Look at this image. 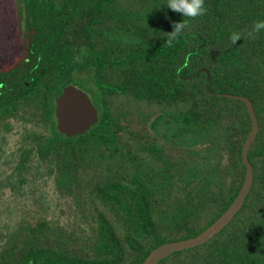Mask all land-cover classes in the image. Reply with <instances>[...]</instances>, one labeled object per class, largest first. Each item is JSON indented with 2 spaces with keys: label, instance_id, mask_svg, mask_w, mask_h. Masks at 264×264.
Masks as SVG:
<instances>
[{
  "label": "trees",
  "instance_id": "obj_1",
  "mask_svg": "<svg viewBox=\"0 0 264 264\" xmlns=\"http://www.w3.org/2000/svg\"><path fill=\"white\" fill-rule=\"evenodd\" d=\"M21 3L24 40L0 67V128L26 126L12 175L25 179L34 157L54 166L85 227L23 218L0 264H141L159 244L217 219L244 182L252 121L243 100L211 95L207 82L253 103L252 187L219 233L158 264H264V30L252 31L264 0H204L195 18L167 0ZM179 21L185 27L169 43ZM69 84L99 110L96 124L72 136L56 116ZM161 123L171 128L167 138Z\"/></svg>",
  "mask_w": 264,
  "mask_h": 264
},
{
  "label": "rangeland",
  "instance_id": "obj_2",
  "mask_svg": "<svg viewBox=\"0 0 264 264\" xmlns=\"http://www.w3.org/2000/svg\"><path fill=\"white\" fill-rule=\"evenodd\" d=\"M22 7L21 0H0V67L13 58L24 40ZM10 123V130L0 128V250L23 218L45 216L69 229L85 227L72 199L62 191L54 166L34 157L25 179L12 175L26 126L14 120ZM27 128L42 131L33 124ZM158 131L170 134L171 128L161 123Z\"/></svg>",
  "mask_w": 264,
  "mask_h": 264
},
{
  "label": "water",
  "instance_id": "obj_3",
  "mask_svg": "<svg viewBox=\"0 0 264 264\" xmlns=\"http://www.w3.org/2000/svg\"><path fill=\"white\" fill-rule=\"evenodd\" d=\"M206 91L211 95L217 94L224 97L241 99L247 105L252 121V128L242 150V158L246 166L244 182L234 200L209 226L194 236L159 244L149 252L141 264H158L160 260L169 256L174 251L183 250L207 242L230 223L236 213L242 208L251 190L254 171L249 158V150L259 130V120L255 113L253 103L250 98L245 95L227 92H212L209 89L208 82L206 84ZM56 116L58 130L67 136H72L82 134L96 124L99 119V110L84 89L74 84H69L65 86L61 94L56 97Z\"/></svg>",
  "mask_w": 264,
  "mask_h": 264
},
{
  "label": "clouds",
  "instance_id": "obj_4",
  "mask_svg": "<svg viewBox=\"0 0 264 264\" xmlns=\"http://www.w3.org/2000/svg\"><path fill=\"white\" fill-rule=\"evenodd\" d=\"M173 12L180 13L183 17L195 18L202 16L205 13L204 0H167V5ZM185 24L181 21L173 23V30L169 32V43L171 40L178 37L182 32ZM264 30V20L258 21L253 25V32ZM241 38L240 33H233L231 36L232 43H235Z\"/></svg>",
  "mask_w": 264,
  "mask_h": 264
},
{
  "label": "flooded vegetation",
  "instance_id": "obj_5",
  "mask_svg": "<svg viewBox=\"0 0 264 264\" xmlns=\"http://www.w3.org/2000/svg\"><path fill=\"white\" fill-rule=\"evenodd\" d=\"M165 126H167V127H168L169 125H168V124H166ZM165 138H167V135H166V134H165Z\"/></svg>",
  "mask_w": 264,
  "mask_h": 264
}]
</instances>
